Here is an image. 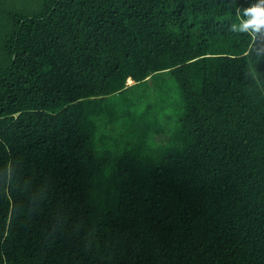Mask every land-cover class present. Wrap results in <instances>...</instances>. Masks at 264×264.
<instances>
[{"label": "trees", "instance_id": "obj_1", "mask_svg": "<svg viewBox=\"0 0 264 264\" xmlns=\"http://www.w3.org/2000/svg\"><path fill=\"white\" fill-rule=\"evenodd\" d=\"M255 3L0 0V264H264Z\"/></svg>", "mask_w": 264, "mask_h": 264}, {"label": "clouds", "instance_id": "obj_2", "mask_svg": "<svg viewBox=\"0 0 264 264\" xmlns=\"http://www.w3.org/2000/svg\"><path fill=\"white\" fill-rule=\"evenodd\" d=\"M236 19L239 23H233L231 25V30L233 32L249 33L253 39H255L256 34L264 30V0H256L253 6L243 9L242 14L240 10H238ZM249 53H252L258 60L264 57V47L255 48L249 45V49L245 52V55ZM254 63V60H250L248 67L250 74L255 78L256 70L253 67Z\"/></svg>", "mask_w": 264, "mask_h": 264}]
</instances>
